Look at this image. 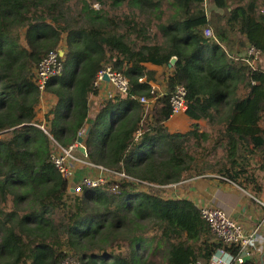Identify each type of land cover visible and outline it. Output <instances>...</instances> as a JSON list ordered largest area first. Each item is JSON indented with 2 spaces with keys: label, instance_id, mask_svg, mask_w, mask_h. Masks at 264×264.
<instances>
[{
  "label": "trees",
  "instance_id": "16d2710c",
  "mask_svg": "<svg viewBox=\"0 0 264 264\" xmlns=\"http://www.w3.org/2000/svg\"><path fill=\"white\" fill-rule=\"evenodd\" d=\"M213 1L225 13L208 18L206 0H0V200L14 203L0 210V264H209L214 235L201 209L168 192L210 171L254 182L258 193L264 171V71L246 61L250 47L264 56V15L258 0ZM61 47L63 70L46 90L58 99L48 134L62 147L88 122L104 66L130 83L127 97L104 103L83 141L89 162L128 178L80 194L51 161L54 141L32 126L36 69ZM147 63L173 68L149 113L138 101L156 96ZM177 86L187 89L188 117L207 130L169 132Z\"/></svg>",
  "mask_w": 264,
  "mask_h": 264
},
{
  "label": "crops",
  "instance_id": "0c3cea01",
  "mask_svg": "<svg viewBox=\"0 0 264 264\" xmlns=\"http://www.w3.org/2000/svg\"><path fill=\"white\" fill-rule=\"evenodd\" d=\"M228 3H232V0H228ZM246 3L253 4L255 6V0H246ZM257 3L259 4L258 11L264 15V0H258ZM205 11L208 18L212 17L213 14L225 13L223 10H218L216 8L213 0H206ZM62 45L64 46V43H62ZM234 48L237 51L240 49L238 45L234 46ZM240 56H242L241 58L243 59L245 58L244 54ZM173 59L176 60V58ZM145 66L148 70L154 71L155 73L150 84L156 91V96L149 99L151 101L150 107L153 108L160 102L161 98L167 94V79L171 76L173 68L168 65L156 66L150 63H147ZM256 66L260 67L261 70L264 71V56L259 59ZM142 81H145V79H142ZM97 86V94L89 95L88 97L90 106L88 115L90 118L86 125L79 131H84V135L82 137L86 135V132L90 127V121L94 120L104 103H106L107 100L118 96L117 91L107 79L100 82ZM39 91L41 96L39 103L35 108L36 117L32 126L37 127L39 130L48 134L49 127L51 126V121L53 119V114H50V112L56 106L58 99L47 90L41 92L39 89ZM246 93L247 92H244V94ZM121 97L125 98V96ZM196 123H198L203 130L208 129L206 121L192 120L188 117L186 111L177 115H172L171 118L165 122V126L168 128L170 133H186L191 131L193 129V125ZM260 126L264 129V122H262ZM79 132L77 133L78 139L80 137ZM48 136L55 141L50 134H48ZM6 140L7 137L5 135L0 136V147L6 142ZM54 147L55 145H53V149ZM75 154L77 156H83L79 146L78 152L75 151ZM251 167L255 168V159L252 162ZM76 175L77 177L87 175H94L95 177H98L99 173L95 171L91 172L87 168L81 166L76 168ZM250 175H254L255 178V170L245 173L243 177H241V180L245 181V178ZM257 181L261 186V190L258 193L254 191V182L245 183L246 186H244L239 182L236 183L228 178L208 171L205 175L187 178L182 182L173 185L168 194L171 198L191 200L200 209L203 207H215L226 213L232 219L241 223L247 230L260 228L264 238V171L259 172V178L257 177ZM4 201L5 202L2 203V199L0 200V210L9 212L14 207L12 197L9 195V197ZM1 228L2 227L0 226V230ZM248 264H264V240L261 244V251L254 253Z\"/></svg>",
  "mask_w": 264,
  "mask_h": 264
},
{
  "label": "built area",
  "instance_id": "2783aa9c",
  "mask_svg": "<svg viewBox=\"0 0 264 264\" xmlns=\"http://www.w3.org/2000/svg\"><path fill=\"white\" fill-rule=\"evenodd\" d=\"M206 37L213 36V30H204ZM261 58L260 51L255 47H250L247 52L246 61L255 70V63ZM63 59L60 50L50 51L36 69V85L44 92L48 82L55 76L61 74L63 70ZM108 79L113 85L118 95L127 97L130 94V83L128 78L122 73L113 71L110 66H104L98 73L96 84ZM138 101L144 106L145 113L151 111L150 100L147 97H140ZM172 115L180 114L187 110V89L184 86H177L170 97ZM44 129V127H43ZM84 131L79 132L82 137ZM54 152L51 161L60 171L64 178L70 181L69 192L80 194L85 188H94L106 184L108 181H118L127 179L123 172L107 169L102 166L94 165L86 159L87 151L83 156H77L79 144L71 145L68 148L62 147L54 141ZM85 167L91 172L99 173L98 177L87 175L77 183H72L76 176L77 167ZM72 180V181H71ZM202 218L209 224L211 233L214 235L212 244L213 254L209 264H248L254 253L261 251L263 234L260 228L247 230L241 223L229 217L223 211L215 207L201 208ZM60 264H80L73 257H68Z\"/></svg>",
  "mask_w": 264,
  "mask_h": 264
},
{
  "label": "water",
  "instance_id": "95a60500",
  "mask_svg": "<svg viewBox=\"0 0 264 264\" xmlns=\"http://www.w3.org/2000/svg\"><path fill=\"white\" fill-rule=\"evenodd\" d=\"M60 53H61V55L64 57V53L61 52V51H60ZM175 62H176V60H175V59H172L171 63L174 64ZM107 80H108V79H107ZM83 141H84V137H79V139H78L79 149L82 151V153H85V152H86V148H85V146L83 145Z\"/></svg>",
  "mask_w": 264,
  "mask_h": 264
},
{
  "label": "rangeland",
  "instance_id": "374dc122",
  "mask_svg": "<svg viewBox=\"0 0 264 264\" xmlns=\"http://www.w3.org/2000/svg\"><path fill=\"white\" fill-rule=\"evenodd\" d=\"M59 50L65 54V49H63V48L61 47V48H59ZM118 181H119V180H118ZM104 185H105V184H104Z\"/></svg>",
  "mask_w": 264,
  "mask_h": 264
}]
</instances>
